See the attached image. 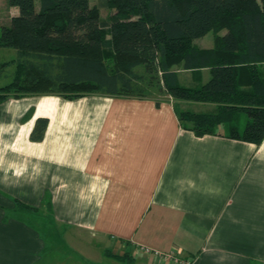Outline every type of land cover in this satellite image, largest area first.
Returning a JSON list of instances; mask_svg holds the SVG:
<instances>
[{"label": "crops", "instance_id": "0c3cea01", "mask_svg": "<svg viewBox=\"0 0 264 264\" xmlns=\"http://www.w3.org/2000/svg\"><path fill=\"white\" fill-rule=\"evenodd\" d=\"M171 70L186 87L210 77L206 67ZM163 93H34L0 102V264H44L47 242L33 216L69 249L88 246L93 264H176L155 252L191 264H264V137L228 138L222 126L196 136L175 113L187 101ZM41 117L43 138L31 140Z\"/></svg>", "mask_w": 264, "mask_h": 264}, {"label": "trees", "instance_id": "16d2710c", "mask_svg": "<svg viewBox=\"0 0 264 264\" xmlns=\"http://www.w3.org/2000/svg\"><path fill=\"white\" fill-rule=\"evenodd\" d=\"M17 14L1 26L0 48L16 57L0 102L34 93L68 99L100 92L148 95L157 85L172 100L210 102L212 112L175 109L196 136L219 134L254 144L264 137V0H7ZM100 8L110 13L100 18ZM209 48L194 40L215 33ZM208 68L200 87L178 83L171 66ZM143 66L139 75L134 68ZM247 119L241 129V116ZM47 118L36 119L31 140L43 138ZM20 211H36L17 202ZM113 255V254H112ZM126 260V254H114Z\"/></svg>", "mask_w": 264, "mask_h": 264}, {"label": "rangeland", "instance_id": "374dc122", "mask_svg": "<svg viewBox=\"0 0 264 264\" xmlns=\"http://www.w3.org/2000/svg\"><path fill=\"white\" fill-rule=\"evenodd\" d=\"M99 0H90V5L97 4ZM14 6L9 5L7 0H0V31L2 25H7L11 15L15 12ZM100 18L105 19L112 11L107 8H100ZM224 30L215 33L214 31H209L204 36L199 37L196 42L199 45H212L214 43L215 37L219 34L223 33ZM16 50L13 48H0V63L2 61L10 60L16 57ZM13 67H8L4 73L0 75V86L7 84L11 80V72ZM150 95L157 96L159 98L164 97V93L162 89H160L157 85H150L147 87ZM182 107L180 106V109ZM184 109L192 110V111H212L214 108L213 103L206 102H194L187 101L183 106ZM182 109V110H184ZM246 115L243 114L239 120V127L242 129L246 122ZM30 221L39 229L47 242V254L44 255V264H93L91 262L92 256L86 254L85 244L81 243V246H74L73 249H69L67 245L62 243V239L59 235V231L56 229H52L51 226H48V221H43L42 218L38 216H33L29 218ZM89 248V247H88ZM99 257V253H98ZM99 264H128L126 262H116L110 257H104Z\"/></svg>", "mask_w": 264, "mask_h": 264}, {"label": "built area", "instance_id": "2783aa9c", "mask_svg": "<svg viewBox=\"0 0 264 264\" xmlns=\"http://www.w3.org/2000/svg\"><path fill=\"white\" fill-rule=\"evenodd\" d=\"M144 252L148 253L149 249L145 248ZM155 253H156V256H158V258H160L162 260H170L176 264H191V261L188 258H180L177 256H172V254H167V253H163V254L158 253V252H155Z\"/></svg>", "mask_w": 264, "mask_h": 264}]
</instances>
